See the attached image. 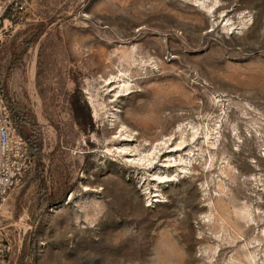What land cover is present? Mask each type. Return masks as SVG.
Wrapping results in <instances>:
<instances>
[{"label":"rangeland","instance_id":"1","mask_svg":"<svg viewBox=\"0 0 264 264\" xmlns=\"http://www.w3.org/2000/svg\"><path fill=\"white\" fill-rule=\"evenodd\" d=\"M16 13L0 79L37 155L0 213L11 264H264V0Z\"/></svg>","mask_w":264,"mask_h":264},{"label":"built area","instance_id":"2","mask_svg":"<svg viewBox=\"0 0 264 264\" xmlns=\"http://www.w3.org/2000/svg\"><path fill=\"white\" fill-rule=\"evenodd\" d=\"M24 0H0V33L2 37L7 29L3 18L13 12L14 17L22 11ZM2 38H0L1 40ZM30 143L16 125L3 80L0 79V213L8 194L25 179L33 167ZM13 248L0 229V264H11Z\"/></svg>","mask_w":264,"mask_h":264},{"label":"trees","instance_id":"3","mask_svg":"<svg viewBox=\"0 0 264 264\" xmlns=\"http://www.w3.org/2000/svg\"><path fill=\"white\" fill-rule=\"evenodd\" d=\"M9 101V100H8ZM9 104H10V107H11V111H12V115H13V119L16 123V125H20V114L15 112L16 110H14L11 106V103L9 101ZM82 105L80 104V102L78 101L75 105H74V110H75V113H76V116H77V119L81 118L80 116V111L82 109ZM89 122H91V119L88 117L87 118ZM30 143V146H31V150H32V153L34 156H36L37 154V150H36V147L32 144V142H29ZM38 184L42 190V192L44 191L43 189H45V184L40 180H38ZM43 196H44V192H43Z\"/></svg>","mask_w":264,"mask_h":264},{"label":"crops","instance_id":"4","mask_svg":"<svg viewBox=\"0 0 264 264\" xmlns=\"http://www.w3.org/2000/svg\"><path fill=\"white\" fill-rule=\"evenodd\" d=\"M23 9H24V7H23ZM9 15H11L12 18L9 17ZM14 19H15V17H14L13 12H9V13H7L4 16L3 21H4V24H5L6 28H8V27L12 28L13 26H15V29L14 30L17 31L19 27H21L22 25H24V23H22V24L19 23V22L17 23V22L14 21ZM26 21H29V19H26ZM13 24H15V25H13ZM8 30L9 29H7V32H8ZM0 38H2V34L1 33H0Z\"/></svg>","mask_w":264,"mask_h":264},{"label":"bare ground","instance_id":"5","mask_svg":"<svg viewBox=\"0 0 264 264\" xmlns=\"http://www.w3.org/2000/svg\"><path fill=\"white\" fill-rule=\"evenodd\" d=\"M120 88H125V85H121ZM127 88V87H126ZM124 136V135H123ZM126 137V136H125ZM164 143V142H163ZM162 144V143H161ZM165 145V143L163 144V146ZM182 145V144H181ZM162 147V146H161ZM180 147V146H179ZM177 147V148H179ZM173 151V150H172ZM143 160V159H142ZM180 161V160H179ZM182 163V160L180 161ZM170 163V162H169ZM168 163V164H169ZM185 164V163H184ZM179 167V166H178ZM181 167V166H180ZM167 168V167H166ZM168 177V176H167Z\"/></svg>","mask_w":264,"mask_h":264}]
</instances>
